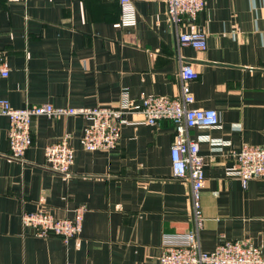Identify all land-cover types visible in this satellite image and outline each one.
Segmentation results:
<instances>
[{
	"label": "crops",
	"instance_id": "0c3cea01",
	"mask_svg": "<svg viewBox=\"0 0 264 264\" xmlns=\"http://www.w3.org/2000/svg\"><path fill=\"white\" fill-rule=\"evenodd\" d=\"M132 1L137 26L119 29V0H0V51L10 69L0 99L16 109H89L116 107L123 91L135 104L142 95L175 98L181 65L191 64L192 108L220 118L189 132L206 175L201 248L212 252L226 239L264 253V178L244 188L229 176L233 151L264 142V0H208L196 23L205 51L179 45L165 0ZM143 119L125 113L117 149L89 152L85 117L36 118L21 163L10 158L9 120L0 115V264H160L163 236L193 229L190 185L173 177V124ZM66 135L75 151L70 179L45 166L46 147ZM81 206L83 231L67 244L22 224L26 212L72 219Z\"/></svg>",
	"mask_w": 264,
	"mask_h": 264
},
{
	"label": "built area",
	"instance_id": "2783aa9c",
	"mask_svg": "<svg viewBox=\"0 0 264 264\" xmlns=\"http://www.w3.org/2000/svg\"><path fill=\"white\" fill-rule=\"evenodd\" d=\"M208 0H165L169 22L178 33L180 46L199 51L207 49V34L197 27L198 17L205 12ZM121 16L116 28L133 29L137 26V12L132 0H119ZM10 75L6 53L0 51V80ZM197 79L191 64L181 65L179 95L175 98L142 95L135 104L128 92L123 91L115 107L75 109L55 107L51 104L16 109L8 99H0V115L9 120L8 141L10 158L25 163L33 145L32 124L36 118L56 120L62 117L81 116L90 121L82 136L86 151L111 152L121 141L123 115L139 112L142 124L159 126L168 121L175 128L171 147L173 177L190 185V206L193 229L183 234H166L162 238L160 264H264V253L247 241L220 239L212 252H205L200 245L199 233L204 226L202 194L206 175L200 144L189 136L196 127L214 128L219 125V114L214 109L192 108L195 97L191 84ZM235 167L230 177L238 178L243 187L253 179L264 178V142L259 146L244 145L231 155ZM75 151L66 135L59 142L45 149V166L65 179L73 177ZM86 208L81 206L72 219H57L51 213L39 209L22 215V224L29 233L40 238H57L64 243L78 238L84 225ZM73 264V263H69Z\"/></svg>",
	"mask_w": 264,
	"mask_h": 264
}]
</instances>
